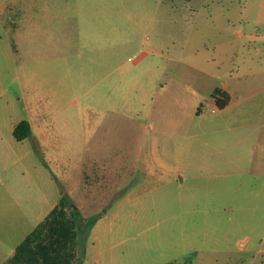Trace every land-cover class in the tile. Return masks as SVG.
<instances>
[{"label":"rangeland","instance_id":"374dc122","mask_svg":"<svg viewBox=\"0 0 264 264\" xmlns=\"http://www.w3.org/2000/svg\"><path fill=\"white\" fill-rule=\"evenodd\" d=\"M63 196L73 264H264V0H0V264Z\"/></svg>","mask_w":264,"mask_h":264},{"label":"trees","instance_id":"16d2710c","mask_svg":"<svg viewBox=\"0 0 264 264\" xmlns=\"http://www.w3.org/2000/svg\"><path fill=\"white\" fill-rule=\"evenodd\" d=\"M216 105L224 109L230 102V95L218 87L212 94ZM199 108L198 114L201 112ZM33 127L29 120H21L14 128L17 141L29 138ZM69 199L63 196L52 211L17 246L6 264H73L78 240L87 235L98 217L85 220L80 210L71 209Z\"/></svg>","mask_w":264,"mask_h":264},{"label":"crops","instance_id":"0c3cea01","mask_svg":"<svg viewBox=\"0 0 264 264\" xmlns=\"http://www.w3.org/2000/svg\"><path fill=\"white\" fill-rule=\"evenodd\" d=\"M239 82H240V85L237 86L236 88H230L227 86L223 87V89L227 91L228 94L230 95V102L224 109L229 108V105L233 102V100L236 98L237 95L240 96L244 94L243 97L249 94L257 95L260 92V87H262V81H259V83H256V84H253L251 81H243V80H239ZM262 210H264V208H262Z\"/></svg>","mask_w":264,"mask_h":264},{"label":"water","instance_id":"95a60500","mask_svg":"<svg viewBox=\"0 0 264 264\" xmlns=\"http://www.w3.org/2000/svg\"><path fill=\"white\" fill-rule=\"evenodd\" d=\"M72 208H73V209H76V207H75V206H73Z\"/></svg>","mask_w":264,"mask_h":264}]
</instances>
